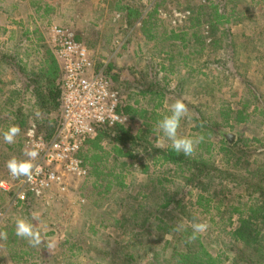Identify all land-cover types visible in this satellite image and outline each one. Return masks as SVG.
I'll return each instance as SVG.
<instances>
[{
	"label": "trees",
	"instance_id": "1",
	"mask_svg": "<svg viewBox=\"0 0 264 264\" xmlns=\"http://www.w3.org/2000/svg\"><path fill=\"white\" fill-rule=\"evenodd\" d=\"M29 1L34 9L35 19L41 21L45 19L49 23L58 11L48 2ZM139 1L141 0H116L113 15L117 17V21L119 20L124 34L128 35L138 30L142 35L141 40L145 39L147 43L152 44L148 52L145 53L141 47L135 54L146 55L143 64L133 63L126 69L117 65L115 60L107 65L101 62L95 65L96 69L110 80L112 87L121 94L119 111L128 116L129 121L112 126L106 124L97 126L96 134L88 139L80 150L78 155L88 170L86 182L92 181L93 189L88 198L92 204H96L115 186L125 188L126 176L123 172L129 166L136 165L137 160L140 161L145 173H149L150 164H172L186 179L185 184L199 188L193 205L197 206L201 214H211L213 202L219 203L214 205L217 213L211 216L219 225L222 224L220 232L230 237L233 255L230 257L226 255V249L218 253L211 251L204 241L203 234L198 235L195 242L187 243L186 238L192 229L184 220L178 222L184 223L185 230L173 231L175 224L171 219L176 215V211L179 216L180 214L186 216L188 204L184 200V194L173 193L161 187L165 181L160 178L153 183L154 188L148 195L141 194L142 198L146 199L157 193V202L152 210L140 207L141 231L133 235L136 243L144 245V239L140 238L142 232L147 233L146 241L151 240V235L163 239L165 244L162 247L164 252L162 264H221L222 258L226 257L231 258V264H264V161L261 160L264 157V149L249 148L245 142L239 144L238 139L232 140L217 122L204 115L202 118H196L197 137L203 136L204 139L196 146L191 156L177 153L171 145L160 147L154 143L156 138L152 141L148 138L154 133L157 121L162 118L159 110L164 106L168 109L173 97L183 99L180 90L172 95L171 90L175 87L170 90L166 80L171 81L169 78L176 74L180 66H189L192 55L185 54L187 46L196 45L201 55L210 47L215 50L222 49L223 57L214 60L215 64L224 68L232 64L235 72L241 75L239 67L236 69L237 53L232 49L233 46H230L232 40L229 33L230 24L240 23L245 19L242 11L236 8L239 2L190 0L185 6L190 14L184 25L178 28L169 27V24L165 23L160 10L165 0H150L146 4H139ZM111 5L113 6V3ZM33 26L34 29L26 27L8 48L0 41V94L4 93L6 87H11L7 93L5 92V99L0 97V128L8 120L11 121V125H18L21 131H24L29 117L33 116L42 130L43 137L50 139L56 131L62 112L63 73L39 25L35 23ZM80 31H77L75 36L77 41L82 42L84 37ZM15 33H19L18 28L11 31L7 40L14 39ZM128 42L129 38L123 45ZM156 50L159 51L157 55L162 57V61H157L153 57ZM194 53L196 54V51ZM177 54L184 58L175 63L173 61ZM223 71L231 73L233 70ZM246 84L250 86L249 81H246ZM141 98L146 100L141 101ZM24 102L33 105L31 113H23ZM148 102L152 103L151 107L149 104L146 105ZM15 104L17 106H14ZM247 107L248 105H245L236 111L235 122L247 120L251 115L245 113ZM6 110L13 116V120L2 117ZM37 111L41 113L40 118L35 115ZM3 132L0 131L2 134ZM215 138L218 139L217 144H214ZM24 140L22 138L17 144L9 146V150L16 149V145L20 148ZM254 140L264 145L261 138ZM220 153L222 156L217 162L214 156H219ZM209 182L211 184L207 185ZM218 185L223 187L224 192L230 193L233 188L236 189L235 195L227 201L218 199L217 195L222 191L216 192ZM212 188L215 190L211 191ZM225 197L228 196L225 194ZM31 201L33 200H28V209L31 207ZM234 220L236 225H233ZM0 231L8 232L5 240H9L7 245L9 242L16 245L24 240L15 235V225H1ZM7 247L10 248V244ZM23 252L29 254L28 251ZM139 256L143 257L137 251H133L125 255L124 261H130L131 264H147L143 263V259L137 263L136 259ZM149 256V264H160L157 263L158 254L155 251Z\"/></svg>",
	"mask_w": 264,
	"mask_h": 264
},
{
	"label": "rangeland",
	"instance_id": "2",
	"mask_svg": "<svg viewBox=\"0 0 264 264\" xmlns=\"http://www.w3.org/2000/svg\"><path fill=\"white\" fill-rule=\"evenodd\" d=\"M115 1L42 0L43 3L48 2L58 10L52 21L48 23L45 19L41 21L33 17L34 9L29 4V0H0V41L4 43L5 48H8L26 27L34 29L33 24L36 23L44 33L47 45L51 48L50 29L58 26L71 30L75 35L81 30L84 37L82 42L87 46L95 65L100 62L107 65L115 60L117 65L126 69L133 63L143 64V60L147 58L146 55L135 56V54L141 47L145 53L148 52L152 44L147 43L145 39L141 40L142 35L138 30L128 35L123 33L119 20L117 21V17L113 15ZM149 1L141 0L139 4H146ZM189 1L165 0L160 10L169 27L180 28L184 25L190 14L185 9ZM238 2L236 8L242 11L245 19L240 23L230 24L229 33L232 40L230 46H233L232 49L237 53L236 69L239 67L241 75L235 72L232 64L225 68L215 64L214 60L223 57L222 49L215 50L210 47L205 54L201 55L199 48L192 45L187 46V52H185L186 55H192L189 66H180L176 74H172L169 78L171 81L165 80L170 85V90L175 87L171 90L172 95L180 90L183 101L190 110V118L186 117L181 121L178 129L179 136L197 138L196 118H202L204 115L217 122L232 140L238 139L239 144L245 142L249 148L264 149L262 143L254 140L261 138L264 143V0H238ZM60 13L63 15L60 16ZM15 21L20 23H15ZM17 28L19 33L13 34L14 39L7 40L11 31ZM128 38L129 42L124 46ZM157 52L159 51L156 50L153 57L157 61H162V57L157 55ZM183 58L184 56L177 54L173 62L178 63ZM207 60L209 61L206 62ZM175 68H178V64ZM224 69L233 71L228 73L224 72ZM246 81H249L250 86L246 84ZM10 88L6 87L4 93L0 94L2 99H5ZM176 99L173 97L171 103ZM145 100L146 98H141V101ZM147 104L150 107L152 105L151 102ZM245 105H248L245 113H251V115L244 122H235L236 111ZM23 108V113H31L33 105L24 102ZM7 110L4 111L2 117L13 120V116L9 115ZM159 113L161 116L168 114V109L164 106ZM32 125H35L38 133L41 134V128L34 117L30 116L27 128L16 137V144L22 138L25 139L23 146L18 148L16 145L14 150H9L12 144H6L3 134L0 133V180L9 173L6 161L12 156L22 158V152L27 146L28 130ZM9 126H11V121L7 120L0 131L7 130ZM148 138L151 141L156 138L154 143L162 145L160 147L171 145L162 133L154 132ZM213 141L214 144L218 143L216 138ZM219 148L220 145H218ZM214 149L216 152V147ZM221 156V153L219 156H214L217 162ZM261 160L264 161V157ZM130 161L133 162L132 159ZM123 173L126 176V187L115 186L96 204H92L88 198L93 188L92 181L86 182V176L67 175L64 191L54 187L48 197L32 198L29 209L28 201L24 204L15 203L11 193H4L0 189V226H13L17 217H26L39 228L45 239V243L35 248L29 246L26 240H21V243L16 245L9 242L10 248H8L9 240L0 239V264H131L130 261L125 262L124 258L127 253L130 254L133 251L143 256L136 259L137 263L143 259V263L149 264V255L153 251L158 254L157 263H164L162 247L165 241L163 239L151 235V240L146 241L147 233L142 232L140 238L144 239V245H140L142 243L137 244L133 236L134 233L141 231L140 207L152 210L157 202V193L146 199H143L141 194L148 195L154 188L153 183L159 178L165 181L161 187L173 193L184 194V200L188 204L186 216L181 214L179 216L176 211V215L171 219L173 223L184 220L190 225L192 218L198 216L201 221L209 225L203 235L210 250L218 253L226 249V255L229 257L233 255V250L230 249L232 246L230 237L220 232L222 224L219 225L217 220L212 219L211 216L217 213L214 205H219V203L213 202V207L210 208L211 214H201L197 206L193 205L200 191L199 188L185 184L186 179L181 176V172L176 171L172 164H150L149 173H145L140 161L137 160L136 165L129 166ZM210 184L211 182L207 185ZM214 190L215 188L211 189V191ZM216 192H220L217 195L218 199L227 201L235 195L236 189L233 188L230 193L224 192L223 187L218 185ZM225 194L228 197H225ZM33 213L38 215V220H33L31 216ZM236 224L234 220L233 225ZM49 238L53 239L56 244L51 251L46 246ZM24 250L29 254H25ZM222 259L221 264L232 263L231 258Z\"/></svg>",
	"mask_w": 264,
	"mask_h": 264
},
{
	"label": "built area",
	"instance_id": "3",
	"mask_svg": "<svg viewBox=\"0 0 264 264\" xmlns=\"http://www.w3.org/2000/svg\"><path fill=\"white\" fill-rule=\"evenodd\" d=\"M49 42L63 73L62 112L50 139L38 133L35 125L28 130L27 146L39 145L36 163L41 172L34 181L26 183V178H15L10 173L0 180V189L11 193L18 204L48 197L54 187L64 191L67 175L87 176L88 170L78 154L96 134L97 126L129 121L119 111L121 94L96 69L87 46L77 41L71 30L53 26Z\"/></svg>",
	"mask_w": 264,
	"mask_h": 264
},
{
	"label": "clouds",
	"instance_id": "4",
	"mask_svg": "<svg viewBox=\"0 0 264 264\" xmlns=\"http://www.w3.org/2000/svg\"><path fill=\"white\" fill-rule=\"evenodd\" d=\"M37 118L41 117V113L37 111L35 113ZM190 118V110L183 99H176L168 106V114H165L160 118L153 132L162 133L163 137L167 138L171 142V147L177 153H183L185 156H191L198 146L204 139L203 136H199L195 139L186 136H179L178 129L181 121L184 118ZM127 118V117H126ZM21 129L18 125H11L3 132V140L6 144H14L16 137L20 134ZM31 135V133H29ZM159 140V137H157ZM158 146H162L159 145ZM39 145H32L31 147H25L22 152V158L12 156L6 161V168L15 178L24 177L26 183H32L35 175L41 172V167L36 163L39 157L38 151ZM143 155V153H141ZM33 220H38L39 217L36 213L32 214ZM190 227L192 229L191 234L187 236L186 242H195L198 235L203 234L207 231L209 225L206 222L200 220L198 216H194L190 221ZM185 230L183 222H177L173 231L181 232ZM15 235L27 241L31 247H39L45 243V239L41 234L39 228L26 217H17L15 219ZM0 239H7V232L0 231ZM47 249L51 251L55 248V241L49 238L47 242Z\"/></svg>",
	"mask_w": 264,
	"mask_h": 264
}]
</instances>
